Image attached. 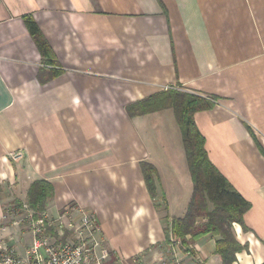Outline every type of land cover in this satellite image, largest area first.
Masks as SVG:
<instances>
[{"label":"crops","instance_id":"0c3cea01","mask_svg":"<svg viewBox=\"0 0 264 264\" xmlns=\"http://www.w3.org/2000/svg\"><path fill=\"white\" fill-rule=\"evenodd\" d=\"M25 15L52 50L51 78ZM167 90L212 103L193 115L207 158L250 203L233 264H264V0H0V238L25 253L29 232L4 214L43 179L45 211L91 213L116 264L158 263L171 238L180 264H222L218 237L182 245L171 231L193 189L173 109L125 110Z\"/></svg>","mask_w":264,"mask_h":264},{"label":"trees","instance_id":"16d2710c","mask_svg":"<svg viewBox=\"0 0 264 264\" xmlns=\"http://www.w3.org/2000/svg\"><path fill=\"white\" fill-rule=\"evenodd\" d=\"M30 15L24 16L26 28L36 43L42 61L51 67L44 73H39L42 80L51 78L59 73L54 68V58L51 48L41 31ZM211 102L205 98L178 90L162 91L138 102L129 104L127 110L130 116L145 114L148 112L172 108L175 118L180 127L185 151L186 162L192 180L191 198L182 217H173L171 231L176 238L181 240L182 245L188 244L189 240L211 234L218 237L216 240V253L221 257L222 264H233L236 253L242 245L233 236V223L243 224V215L250 207L236 188L215 167L206 154L205 139L199 133L193 120L195 112L210 108ZM148 190L155 194L153 173L155 168L150 164H143ZM52 184L47 180L33 181L26 195V203L14 200L8 207H18L23 203L33 210V217H39L46 210L48 200L53 195Z\"/></svg>","mask_w":264,"mask_h":264},{"label":"built area","instance_id":"2783aa9c","mask_svg":"<svg viewBox=\"0 0 264 264\" xmlns=\"http://www.w3.org/2000/svg\"><path fill=\"white\" fill-rule=\"evenodd\" d=\"M22 158L21 152L10 155ZM26 229L31 243L23 255L0 238V264H116L114 252L108 247L95 216L83 209L66 206L56 215L43 211L33 217V210L25 203L7 207L4 218ZM23 224V225H22ZM176 240L167 243L166 255L158 263L141 254L132 257V264H180Z\"/></svg>","mask_w":264,"mask_h":264},{"label":"rangeland","instance_id":"374dc122","mask_svg":"<svg viewBox=\"0 0 264 264\" xmlns=\"http://www.w3.org/2000/svg\"><path fill=\"white\" fill-rule=\"evenodd\" d=\"M23 225V224H22ZM29 238V237H28ZM28 238H26V239H28ZM20 249V248H19ZM146 259H148V258H146ZM149 260V259H148Z\"/></svg>","mask_w":264,"mask_h":264}]
</instances>
